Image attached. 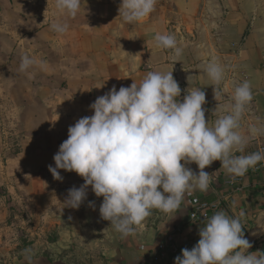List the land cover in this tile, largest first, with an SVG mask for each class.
<instances>
[{"label":"crops","instance_id":"crops-1","mask_svg":"<svg viewBox=\"0 0 264 264\" xmlns=\"http://www.w3.org/2000/svg\"><path fill=\"white\" fill-rule=\"evenodd\" d=\"M120 2L82 0L77 15L66 18L57 14L54 0H0V187L24 199L33 248L44 246L41 254L26 251L24 260L33 257L26 264H148L160 250L166 254L159 264H174L183 248L191 249L199 240L203 220L192 222L190 213L203 200L220 201L221 209L232 216L243 210L244 235L253 245L248 251L264 250V233L257 226L264 225V161L244 174L240 191L225 184L228 174L214 161L204 169L214 173L207 191L186 193L176 211L146 218L135 235L125 238L101 218L103 197H96L91 186L79 209L64 208L68 189L84 180L63 169L58 170L63 180H55L48 165L55 167L53 157L69 126L93 115L89 105L113 85L119 90L139 84L149 71H172L178 83L205 91L202 107L211 126L232 103L235 86L247 80L253 100L241 131L247 134L257 117L264 122V0H157L149 17L132 24L119 16ZM202 19H208L206 26ZM54 20H66L69 30L54 32ZM158 33L174 35L182 55L173 57L172 50L158 47ZM200 33L209 35L205 45L210 59L216 58L210 55L211 37L219 34L231 64L219 85V102L205 73L209 60L202 55ZM186 44H192V50H185ZM25 54L36 64L21 73ZM263 146L264 135L237 154ZM186 167L199 171L195 163ZM89 201L95 202V210Z\"/></svg>","mask_w":264,"mask_h":264},{"label":"clouds","instance_id":"clouds-1","mask_svg":"<svg viewBox=\"0 0 264 264\" xmlns=\"http://www.w3.org/2000/svg\"><path fill=\"white\" fill-rule=\"evenodd\" d=\"M82 0H54L57 14L74 18ZM157 0H121L119 16L128 24L142 22L155 10ZM50 28L58 34L69 30L66 20H54ZM158 47L172 50L173 57L182 55L172 34H156ZM36 64L23 55L18 71L26 73ZM225 66L215 58L205 64V73L213 82L214 99L219 102L225 79ZM181 88L172 71H149L139 84L116 86L89 105L93 115L78 119L69 126L48 170L62 181L59 169L75 172L83 178L79 187L68 189L62 203L79 209L91 186L96 197H103L99 213L122 238L135 235L136 228L153 210L176 211L185 194L207 191L214 173L204 169L214 161L232 177L243 176L264 161V150L244 153L249 142L264 135V122L257 117L249 123L247 134L241 121L253 100L251 84L245 80L235 86L232 103L223 107L209 126L205 118L206 93L200 88L186 89L181 101ZM216 110V109H215ZM183 161V163H182ZM195 163L193 171L188 164ZM88 206L95 210V202ZM245 212L229 215L221 209L204 217L198 230L199 240L183 248L174 264H264V250L249 252L252 243L244 235ZM261 233L264 225L257 224ZM258 233H253L257 235ZM28 251V250H26Z\"/></svg>","mask_w":264,"mask_h":264},{"label":"rangeland","instance_id":"rangeland-1","mask_svg":"<svg viewBox=\"0 0 264 264\" xmlns=\"http://www.w3.org/2000/svg\"><path fill=\"white\" fill-rule=\"evenodd\" d=\"M208 19H202L203 25L206 26ZM218 23V22H217ZM219 24V23H218ZM215 25V24H214ZM217 27V26H216ZM201 35V52L205 56V59L211 60L208 54V44L205 45V37L209 35ZM190 36L193 37L191 34ZM212 36V35H211ZM210 41V52L211 57L216 56L217 62L225 66V76L231 72V64L228 58L225 57L226 52L224 51L223 44L221 43L219 34H215L211 37ZM209 39V37H208ZM185 50H192V44H186ZM214 48L218 50L216 55L213 54ZM207 63V62H206ZM189 68L186 66V69ZM205 69V68H204ZM189 72V71H188ZM181 88V101L183 96L186 94V89L191 91V85L187 82L178 83ZM196 84V83H195ZM15 148V147H13ZM13 151V150H12ZM164 213L157 210H153L152 214L148 217L149 219H157L163 216ZM30 216L26 210L24 199L17 195H9L5 187H0V264H26L28 261L32 262L33 257L25 259L26 250H33L34 253L41 254L44 246L42 243L38 244L37 248H33V242L31 240L32 225L30 222ZM29 235V236H28ZM31 235V236H30Z\"/></svg>","mask_w":264,"mask_h":264},{"label":"built area","instance_id":"built-area-1","mask_svg":"<svg viewBox=\"0 0 264 264\" xmlns=\"http://www.w3.org/2000/svg\"><path fill=\"white\" fill-rule=\"evenodd\" d=\"M264 150V146L262 147ZM244 175L240 177H232L230 175L225 179V184L232 187L235 191H240L243 188ZM220 201H208L203 200L198 202L190 213V220L192 222H198L204 219L206 216H211L214 212L221 209ZM165 251L160 250L151 255L148 264H159L162 257L165 256Z\"/></svg>","mask_w":264,"mask_h":264}]
</instances>
